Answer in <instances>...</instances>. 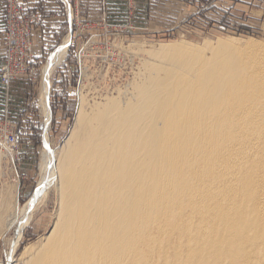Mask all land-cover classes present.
Returning <instances> with one entry per match:
<instances>
[{"label": "bare ground", "instance_id": "obj_1", "mask_svg": "<svg viewBox=\"0 0 264 264\" xmlns=\"http://www.w3.org/2000/svg\"><path fill=\"white\" fill-rule=\"evenodd\" d=\"M69 37L40 71L45 131L35 192L17 207L16 183L2 190L0 237L15 230L7 264H264V42L218 40L209 55L159 45L129 94L89 108L79 94L73 126L52 150L50 77ZM53 185L50 230L12 259Z\"/></svg>", "mask_w": 264, "mask_h": 264}, {"label": "rangeland", "instance_id": "obj_2", "mask_svg": "<svg viewBox=\"0 0 264 264\" xmlns=\"http://www.w3.org/2000/svg\"><path fill=\"white\" fill-rule=\"evenodd\" d=\"M107 1L111 8L107 6ZM177 2L179 4L176 11H173L171 5H164L157 0L156 5L169 7L166 10L167 13L174 16L169 18L166 15L161 23L162 27L148 24L149 10L155 4L154 0H137L138 7L134 12L136 17L132 23L134 26L141 27L140 29H129L126 28L127 25H124L127 20V10L123 0H104V6L101 4V10L96 13V19L89 18L87 14L84 18L79 10V17L87 21L77 28L73 25L72 31L68 23L65 25L57 47L68 33L70 42L67 54L50 77L51 116L47 136L52 150L58 149L68 136L78 110L79 98L82 97L80 95L85 97L86 105H88L86 107L89 108L94 101L103 102L107 97H117L120 92L129 94L135 83L145 79L148 64L157 61L156 57L150 56L149 51L159 45L180 44L191 48H204L209 55L211 48L218 43V40L229 42L228 44L232 46L236 44L234 47H243V40L248 38L264 42V0H179ZM4 4L5 0H0V8L4 9ZM86 8H89V5ZM73 30L74 36H72ZM135 42H139L140 45ZM132 47L136 50L132 51ZM49 54L46 57H34V66L39 69L30 76L28 81L36 85L37 96L41 67ZM22 104H24L22 113L16 116L18 118H10L9 121L13 126H17L19 147L23 143L32 144L28 153L32 158L34 170L23 183L25 184L23 189L29 184L25 198L19 194L21 178L16 176L15 170L20 151L15 155L0 150V191L4 188L6 190L12 181L16 183L17 207L27 202L35 192L40 174L39 157L45 131L44 117L40 114L38 99L33 102V99L27 98V102ZM31 115L33 119L30 118ZM34 126L35 130H32ZM55 186H51L46 198L34 210L30 222L23 230L18 246L12 253V259L17 260L32 251L50 230L59 206V195ZM2 192L0 200L3 199L5 191L3 194ZM11 206L4 208L6 211L3 212L6 213L8 207L14 208L13 205ZM11 209L8 213L12 211ZM8 213L1 217L2 222ZM14 234L15 230L11 228L3 237H0L1 264H7L6 256L11 248L9 242ZM17 264L25 263L19 260Z\"/></svg>", "mask_w": 264, "mask_h": 264}, {"label": "built area", "instance_id": "obj_3", "mask_svg": "<svg viewBox=\"0 0 264 264\" xmlns=\"http://www.w3.org/2000/svg\"><path fill=\"white\" fill-rule=\"evenodd\" d=\"M60 1L63 4L70 30L73 25L77 28L87 21L79 17L80 0ZM101 3L104 6V0H101ZM123 4L127 10V20L124 24L127 25L126 28L140 29L141 27L133 25L136 17L134 12L138 7L137 0H123ZM39 19L40 14L37 11L28 10L18 0H5L3 12L0 14V34L3 37L4 44L3 63L0 66V85L5 95L9 93L12 80H29L30 76L39 69L34 66L32 49V35ZM147 20L150 24V13ZM74 35L73 30L72 36ZM9 119L7 114L0 118V150H7L16 155L20 149L16 131L17 126H13ZM17 160L16 158V163Z\"/></svg>", "mask_w": 264, "mask_h": 264}, {"label": "crops", "instance_id": "obj_4", "mask_svg": "<svg viewBox=\"0 0 264 264\" xmlns=\"http://www.w3.org/2000/svg\"><path fill=\"white\" fill-rule=\"evenodd\" d=\"M30 11H37L40 19L33 31V53L35 58L46 57L51 51L57 47V43L63 33L67 18L63 13V4L60 0H18ZM88 2V3H87ZM80 0L83 8L89 5V18L96 19V13L101 10V0ZM3 6V5H2ZM107 6L111 8L107 1ZM3 8H0V14ZM80 10V5H79ZM3 37L0 34V66L3 62ZM63 70V69H62ZM36 85L30 83L27 79H14L9 87V93L5 95L0 85V118L7 114L9 118H18L22 112V108L28 99H37ZM52 96V92L50 97ZM19 107H18V105ZM18 107V108H17ZM23 115V114H22ZM21 116V115H20ZM33 119V116L31 117ZM30 129V128H28ZM32 130H35V126ZM18 131L21 130L18 128ZM31 134V133H30ZM30 140V139H29ZM28 140V143H29ZM32 144L23 143L20 146L19 162L16 165V176L20 177L19 194L25 198L29 188V184L23 189V184L31 173H33V161L29 155ZM31 183V182H30ZM24 190V191H23ZM26 190V191H25Z\"/></svg>", "mask_w": 264, "mask_h": 264}, {"label": "trees", "instance_id": "obj_5", "mask_svg": "<svg viewBox=\"0 0 264 264\" xmlns=\"http://www.w3.org/2000/svg\"><path fill=\"white\" fill-rule=\"evenodd\" d=\"M161 1V3H163L164 5H167V6H169V5H171L172 6V8H173V11H176V7H177V4H179L178 2H176V1H173V0H160ZM154 5H152V7H151V9H150V19H151V21H150V25H152V26H156V25H161V23L163 22V18L167 15V17H169V18H174V16H171V13H167V8H169V7H166L165 8V6L164 7H159V5L157 4L156 5V3H157V0H154ZM157 9H159L158 11H157ZM162 10H164V12L162 11ZM80 13H81V15L84 17V18H86L87 16H85V14H87L88 15V17H89V8L88 9H85V8H83V6H82V3L80 4ZM165 14V15H164ZM163 16V17H162ZM173 20V19H172ZM172 20H170V21H172ZM163 25V24H162ZM162 25L160 26V27H162Z\"/></svg>", "mask_w": 264, "mask_h": 264}, {"label": "water", "instance_id": "obj_6", "mask_svg": "<svg viewBox=\"0 0 264 264\" xmlns=\"http://www.w3.org/2000/svg\"><path fill=\"white\" fill-rule=\"evenodd\" d=\"M1 264V263H0Z\"/></svg>", "mask_w": 264, "mask_h": 264}]
</instances>
